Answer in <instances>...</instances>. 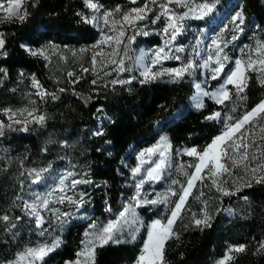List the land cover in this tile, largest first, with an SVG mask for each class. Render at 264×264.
I'll return each mask as SVG.
<instances>
[{"label": "trees", "instance_id": "obj_1", "mask_svg": "<svg viewBox=\"0 0 264 264\" xmlns=\"http://www.w3.org/2000/svg\"><path fill=\"white\" fill-rule=\"evenodd\" d=\"M146 1L133 4L127 0H93L110 9H125ZM199 1L215 3L214 11L228 14L210 30L223 40L230 57L237 55V47L243 43L253 46L264 41V0ZM25 7L29 16L23 24L0 22L7 53L0 55V68L7 70L6 77L0 72V121L5 125L0 135V217H9L7 222L0 219V264H9L30 248L52 245L57 240L60 246L40 264L76 261L89 229L116 219L125 203H132L138 195L133 177L137 167L134 153L154 146L161 136H166L175 164L181 165L173 177L176 195L159 205L139 207L143 227L123 243H109L96 250V264H136L149 224L156 219L167 222L181 186H186L194 172L190 165L197 162L195 158L176 155L193 147L202 151L222 134L226 123L242 118L264 100V86L258 75L249 71L248 86L241 93L247 97L245 100H238L230 86L231 100L218 104L208 97L202 109H194L191 99L196 90L195 78L190 75H184L178 83L170 82L167 75L150 83L140 82L143 77L136 65L138 52L143 47L164 44L163 21L153 22L149 17L134 27L145 28L148 35L129 30L119 46L120 56H112V50L102 52L97 48L102 40L100 29L82 20V16L91 19L84 0H29ZM237 11L243 12L242 30L230 22ZM195 24L198 28L204 26L203 21ZM133 35L134 42L128 44V37ZM22 44L30 49L48 48L49 56L32 55ZM114 59H124L127 70L118 71V65L112 63ZM227 71L228 67L219 78L210 81L208 91L222 84ZM33 77L47 93L43 98L33 87ZM127 79H131L130 84L111 83ZM197 79L201 80V75ZM9 108L16 113L15 120L25 123L9 120L3 111ZM217 112L221 114L220 120L206 119ZM41 115L45 117L44 123L34 122V117ZM101 115L105 119L98 126L97 118ZM228 116L233 121H228ZM160 124L162 130L158 132ZM25 126L27 131L21 130ZM260 127H264V114L257 118L253 136L258 145H264ZM253 151L256 149L250 150V155ZM36 173H40L39 180L47 178L40 187L34 183ZM251 178V172L245 174L241 167L234 168L231 175L225 174L223 180L227 183L222 186L235 192L228 196L217 192L209 179L197 182L173 225L179 239H170L165 245L166 264H217L230 246L239 245H244L246 251L233 253L230 264H264V250L259 249L264 241V183L253 180L251 187L236 191ZM61 180L63 192L59 191ZM75 180L90 182L73 188ZM171 184V180L163 181L145 190L153 188V194H157ZM48 186L52 187L51 201L41 212L40 229L25 204ZM81 193L82 205L67 199L80 201ZM61 197H65L63 202ZM205 210L212 217L211 227L201 230L194 219L202 218Z\"/></svg>", "mask_w": 264, "mask_h": 264}, {"label": "snow or ice", "instance_id": "obj_2", "mask_svg": "<svg viewBox=\"0 0 264 264\" xmlns=\"http://www.w3.org/2000/svg\"><path fill=\"white\" fill-rule=\"evenodd\" d=\"M29 2V0H6L5 2H0V22H18L23 24L26 22L29 13L25 5ZM85 5L92 9L94 12H99L101 6L93 2V0H84ZM150 3H156V0H149ZM131 3L136 4L137 0H131ZM176 4L180 7H188L190 12L197 13L196 18L203 19L205 16H208L214 9L215 3H201L196 6L195 9L191 8L188 4V0H166V3L161 4V12L155 18L159 20L161 16L165 17L167 20L166 27L163 29V34L165 36H170L171 40H174L176 35L179 34L181 30L180 21L186 18V15H177L174 11L170 10L168 5L169 4ZM116 12L120 11V8L117 7L115 9ZM151 11L149 9L148 4H144L141 7L131 9L128 13L122 16L123 24H127L129 26L134 25L137 21L144 20L147 17L148 12ZM77 15H81L77 13ZM113 15L112 12L105 13L102 17L93 16L91 19L88 17H83L82 20L85 23H93L99 19H103L105 24L109 23V17ZM243 12L237 11L234 15L230 17V22L236 26L237 30L240 29V25L243 23ZM155 22V20L153 21ZM239 22V23H237ZM113 25L115 22H112ZM123 24H121V30L118 32L116 37L106 36L104 39L101 40V43H106L115 40V44L117 47L114 51L110 54L112 56H120V49L119 45L124 43L122 37L125 36V31L123 30ZM171 30V32H170ZM136 34H143L148 35L147 32H141L139 29H133ZM235 38V37H234ZM135 40V35L128 37V44H131ZM168 41H165V46L168 45ZM212 45L215 49L216 59L215 63L217 67L214 69V74L212 79H217L219 73L223 71L224 62L228 61L227 54L223 53V48L221 47L220 39H213ZM6 46V40L4 39L3 32H0V55L6 56L7 53L4 51ZM25 51L30 52L32 55H42L43 52L37 53L34 50L29 49L26 45H21ZM81 51H84L83 49ZM178 52L183 51V48H178ZM255 56L254 59L250 49L247 55V60L244 59H236L235 60V69L230 71L225 76L224 85L219 88L214 93L205 92L201 89L200 85H196L197 89V107H203L202 102L200 101L199 97L207 96L210 99H214L218 104H224L225 101H229L232 99V93L229 91L227 85H233L235 89V96L238 100H245L247 97L241 95L245 91L248 86V81L250 79L248 72H255L258 77L261 86H264V43H260L255 48ZM198 55V53H196ZM98 55L103 56V53H98ZM154 59L151 60V64L155 65L159 63L163 59L168 58V54L165 53L164 48H160L155 51ZM124 56H127V46L124 49ZM174 59L179 60L180 57L176 56L173 57ZM145 57L141 56L136 61L137 65L143 68V71L140 75L143 77L141 83H150L155 81L156 79L162 76H169L171 78L170 82L178 83L185 74H191L192 71L195 70L196 65L192 61H188L184 66L180 68L174 69H164L163 71L153 72L151 68L144 63ZM211 55L208 57V60H211ZM96 59L95 56L93 57V64L95 65ZM112 63L118 65V71L123 72L126 71L124 66V59L113 60ZM204 67H207V61L203 64ZM84 71H88V69H84ZM0 72L4 73V76H7V70L4 68H0ZM69 75H73L69 73ZM132 79H135L133 77ZM2 83V81H0ZM33 87L38 89L37 94L43 98L47 95L46 92L41 90V86L33 77L32 80ZM93 84L96 81H92ZM112 84L119 83L123 84H130L131 79L127 80H114L111 82ZM60 91H64L61 89ZM131 91V89H129ZM57 97L53 96V99ZM234 110V109H233ZM6 115H8L9 120H12L13 123L22 124L25 123L24 121L15 120L14 117L16 113L12 111V109H4L3 110ZM264 114V100H262L256 107H254L251 111L247 112L243 115L242 118L235 120L231 123L225 124V130L222 132L221 135L216 136L209 145H206L202 151H198L197 148L193 147L190 149H186V154L188 156L195 157L197 159V163L194 165H190L194 167V172L188 177L186 186H181V194L179 196L178 201L175 203L173 210L171 211V217L167 220L166 224H162L159 219L155 220L151 226L150 230L147 234V240L143 244V248L141 250L140 255L136 260V264H166L165 260V245L170 239H179L178 233L173 231V225L176 220L179 218L181 210L183 209L185 203L187 202L188 197L192 194L193 188L196 186V181H200L203 183L205 179L211 180V184L213 187L216 188L217 192H220L224 196L234 195L235 192L229 191L228 189L222 186V183H227L226 180H223V176L225 174L231 175L234 168L241 167L244 169L245 174L249 171L252 173V178L244 185L236 188V191H240L242 187H251L252 181L254 180L256 183H264V175L257 176V172L264 171V145H258L253 136L255 134V127H256V120ZM29 116H32V112H28ZM221 114L219 112L215 113L214 115L206 117V119H219ZM45 117L43 115L34 117V122L43 124ZM228 121H233L231 116L227 117ZM247 125H251L252 127H246ZM5 125L2 121H0V135H3V129ZM8 127H11L9 124ZM23 131H27V127L25 126ZM261 136L260 139L264 140V127H260L259 129ZM97 135H102V132H97ZM170 148L171 145L168 141V138L165 136L161 139L160 144L157 148ZM256 149L250 155V150ZM157 151L156 148L148 149V154H154ZM143 153L141 156L143 157ZM260 158L262 162L258 164L256 167H251V162ZM143 162V161H142ZM166 166V159L164 156L163 151L160 154L159 163H156L155 167L150 168L147 171V176L151 180H158L163 173V170ZM135 172H140V169H135ZM187 175V173L185 174ZM37 179L34 180V183H39V176L40 173H36ZM90 181H82V180H75L72 182L71 187H75L77 184L80 183H88ZM61 187L59 191H64V181H60ZM235 185V181H233ZM138 185L137 187H139ZM83 193L80 194V201H74L71 197H67V199L72 203H77L78 205H82L83 203ZM172 195H176L175 192ZM200 195H203L201 192ZM198 198V197H197ZM245 200L248 197H243ZM65 197H61L60 200L63 202ZM158 200L152 201H144V203H151L157 204ZM139 203V200H137ZM40 206L47 207L48 201L41 200ZM38 205L36 204H25V208L30 210V214L36 217V226L42 227L43 218L37 212ZM131 211L130 208H125L123 212H121L120 219L115 220L112 223H109L106 227L102 229H98L94 235L91 236V239L85 244V247L82 251L77 253L79 259L73 262H66V264H96V250L97 248H103L104 246L108 245L109 243L119 244L123 243L124 241L120 238V234L123 231L121 221L127 222V215ZM3 221L7 222L9 217L7 215L0 217ZM212 217L208 214L205 210L202 218L194 219V223L197 227H201V230L205 227H211ZM14 226V225H13ZM89 235L86 233V236ZM134 239V236H133ZM60 246V241L57 240L51 246L44 245L38 248H30L27 252L20 257L21 261L24 260L26 257L30 258L29 264H38V262L43 261L44 257L47 256L49 253L53 252L56 248ZM260 250H264V241H262L259 245ZM246 251V247L244 245L239 246H230L222 259H220L217 264H230V262L234 259L233 253H242ZM259 254V253H257Z\"/></svg>", "mask_w": 264, "mask_h": 264}, {"label": "rangeland", "instance_id": "obj_3", "mask_svg": "<svg viewBox=\"0 0 264 264\" xmlns=\"http://www.w3.org/2000/svg\"><path fill=\"white\" fill-rule=\"evenodd\" d=\"M0 2H5V5H6V0H2V1L0 0ZM146 3L148 4V7H149V9H151V11L148 12L147 17L144 20L137 21L132 26H129L127 24H123L122 16L124 14L128 13L131 9L141 7ZM164 3H166V0H156V3H154V4L150 3L148 0V1L144 2L142 5H135V6L127 7L125 9H120L119 12H116L115 9L104 8L103 6H101L99 12H94L92 9H90L91 18L93 16L102 17L107 12L113 13V15L111 17H109V23L108 24H105L103 19H99L97 21H94L92 24L100 29V31L102 33L101 37H102V39H104V37H106V36L116 37L118 35V32L121 30V24H123V30L125 31V36H126L129 30L130 31L133 30V28L135 26L144 22L149 17H152V19L155 20V22H157L159 20L164 22V26L162 28V33H163V29H164V27H166V24H167L166 18L163 16H161L159 20H156L155 18L161 12L160 5L164 4ZM201 3H205V2L199 1V0H188L189 6L193 9H195L196 6L198 4H201ZM168 7L170 10L174 11L175 14H177V15H186V18L184 20L180 21V24L182 27H181L179 34L176 35L174 40H171L170 36H165L163 34L164 44L160 47H155V48H147V47L141 48L138 52L137 60L141 56L145 57V59H144L145 65L149 66L153 72L163 71L164 69L180 68V67L184 66L188 61H192L196 65V68L194 71L191 72V74H185V75H190L191 77L195 78L194 79L195 89H196V85L199 84L201 89L205 92H209V93L216 92L219 88H221L224 85L226 74L235 69V63H234L235 60L236 59L247 60L248 57H247L246 53H248L250 49L252 50L251 54H252L253 58L255 59L256 58L255 51H254L255 48L257 47L258 44L264 43V41H257L253 46H251L250 43L249 44L243 43L237 47V55L234 57H230V55L225 52V46H224L223 40L217 34H215L213 30L212 31L210 30L212 27H216V26L220 25V23L223 20L228 18L229 17L228 14L223 15L222 12H219V11L216 12L213 9V11L208 16H205L203 19H198V18H196L197 13L190 12L188 7H180V6L173 7L170 4L168 5ZM0 15H3V13H0ZM232 15H234V14H232ZM113 21L115 22L114 25L112 23ZM196 21H203L204 26L202 28H198L197 25L195 24ZM140 30H141V28H140ZM141 31L145 32V28L142 29ZM170 32H171V30H170ZM125 36L122 37L121 39L124 40ZM213 39H220L221 47L223 48V53L227 54V56L229 58L228 61L224 62L223 71L221 73H219L218 78L224 73L226 67H228V71L224 74L222 84L220 86H218L216 89H214L212 91H208L207 87L209 86L210 81L213 80L212 76L214 74V69L217 67V64L215 63V59H216L215 49H214V46L212 45ZM166 40L169 42L167 46H165ZM106 43L108 45L107 51H111V50L114 51V49L117 47V45L115 44V40L110 41V42H106ZM160 48H164L165 53L168 54V58L161 60L159 63H157L155 65H152L151 60L154 59L153 54L155 53L156 50H158ZM178 48H183V51L178 52L177 51ZM31 50H34L37 53L43 52L42 55H40V54H38V55L44 56V57H48L49 51H50L48 48L43 49V50H39V49H31ZM196 53H198V55ZM210 55H211L212 59L208 60V57ZM176 56H179L180 59L177 60V59L173 58ZM205 61H207V64H208L207 67L203 66ZM136 65H137V63H136ZM137 68H138V71L140 74L143 71V68L139 67L138 65H137ZM198 75H201V80L197 79ZM230 86H233V85H227L228 89ZM197 95L198 94H197V89H196L195 94L191 99L192 108L202 109L203 107L198 108L196 106L197 105V99H196ZM206 98H208V97L207 96L199 97L203 106H204V102H205ZM212 100H214V99H212ZM104 119H105V117L102 115L97 118L98 126L101 125V123ZM214 120L218 121V120H220V118L214 119ZM156 130L158 132H161L162 124L158 125ZM162 138H163V136H161L159 138L158 142L154 146L134 153V155L137 158L136 169L139 168L140 172H135V169H134L133 170V177L136 181V185L137 186L140 185V186L137 187L139 192H138V195L136 196V198L133 199V202L132 203H125L124 208L121 211V212H123L125 208L131 209V211L127 215V222L121 221L123 231L120 234V238L123 241L126 240L128 236L133 235L135 232H137L138 230H140L143 227L142 226L143 219L138 214V208L142 207V206H147V205H154L151 203H144L145 200L146 201H152V200L168 201L171 197H173V195H172V193L174 192L173 191L174 190L173 185L176 184V179H174L173 177L175 176L177 171H180L179 169H181V165L179 163L177 165L175 164L176 163L175 156L173 157V155L171 154L170 148H166V147L165 148H157V146L160 144V141ZM152 148H156L157 151L154 154L149 155L148 149H152ZM187 149H190V148H187ZM185 150L186 149L181 150L176 155V157H179V155H182V154L187 155ZM162 151H163L165 159H166V166L163 170L162 175L160 176V178L158 180H151L147 176V171L150 168L155 167L156 163H159L160 154ZM142 153L144 154L143 157L141 156ZM189 157H192V156H189ZM193 158H195V157H193ZM196 161H197V159H196ZM261 161L262 160L260 158H258L257 160L251 162V167H256L258 164L261 163ZM256 175L257 176L264 175V171L257 172ZM251 177H252V173H251ZM46 180H47V178H43V179L39 180V183H37V186L38 187L42 186L46 182ZM168 180H171L172 184H171V186H167L162 192H158L157 194H153V188H149L148 190H145L147 187L155 186L159 183H162L163 181H168ZM197 182L198 181H196L195 183L197 184ZM51 188H52L51 186H48L46 188H43L42 190H38L35 193L33 200L28 203V204L38 205L37 212H39V215L42 218H43V215L41 212L45 209V207L40 206L41 200L46 199L48 201V203L51 201ZM137 200H139V203H137ZM160 203L161 202H158L155 205H159ZM28 212L30 214L29 209H28ZM119 214L117 215L116 219L108 222L104 226L93 225L89 229V231L87 232V234H89V235L86 236L85 244L91 239V236L94 235L98 229H102L103 227H106L109 223H112L115 220H119L120 219ZM31 216L36 220V217L34 215H31ZM153 222H151L149 224V226L147 228L148 231L150 230V226ZM161 223L166 224V223H163L162 221H161ZM42 225H43V221H42ZM39 228L42 229V227H39ZM147 234H148V232H147ZM146 240H147V238H146ZM85 244H84V247H85ZM44 245H47V244H42V245H39V246L33 247V248H38V247H41ZM48 246H51V245H48ZM84 247H83V249H84ZM26 252L27 251L20 254L16 258V260H14L13 262H11L9 264H29L30 258L26 257L22 261L20 259V257L22 255H24ZM78 259H79V257H78ZM41 262H38V264H40Z\"/></svg>", "mask_w": 264, "mask_h": 264}, {"label": "built area", "instance_id": "obj_4", "mask_svg": "<svg viewBox=\"0 0 264 264\" xmlns=\"http://www.w3.org/2000/svg\"><path fill=\"white\" fill-rule=\"evenodd\" d=\"M127 1L131 3V0H127ZM141 1H144V0H137V2H141ZM97 48L98 50L104 52L108 50V45L107 43H101L100 41Z\"/></svg>", "mask_w": 264, "mask_h": 264}, {"label": "crops", "instance_id": "obj_5", "mask_svg": "<svg viewBox=\"0 0 264 264\" xmlns=\"http://www.w3.org/2000/svg\"><path fill=\"white\" fill-rule=\"evenodd\" d=\"M170 5L173 6V7H177L178 6V5L174 4V3L173 4H170Z\"/></svg>", "mask_w": 264, "mask_h": 264}]
</instances>
